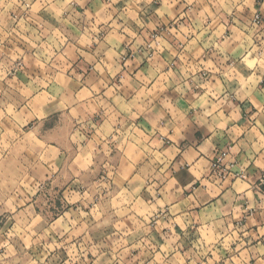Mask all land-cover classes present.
Returning <instances> with one entry per match:
<instances>
[{
	"label": "crops",
	"instance_id": "crops-1",
	"mask_svg": "<svg viewBox=\"0 0 264 264\" xmlns=\"http://www.w3.org/2000/svg\"><path fill=\"white\" fill-rule=\"evenodd\" d=\"M36 2L37 0H32V4ZM52 2L56 3L57 0H52ZM59 2L63 3L64 0H59ZM181 2L183 3V0ZM208 2L209 0H204V3ZM3 4H11L12 7L5 9L2 7ZM161 6L162 0H153L151 5L141 4L143 11L137 14L147 25L154 19L155 9ZM203 6L193 0L192 4L183 8V11L188 12V9L192 8L194 13L198 14L203 10ZM19 8H24L19 0H0V56L3 53L10 54L16 51L14 32L19 26L21 30L24 28L36 34L41 33L47 37L46 41L54 42V51L63 49L66 55L62 57L61 64L54 65V69H51L48 75L42 71L40 66L32 68L26 59V69L12 74L9 68L10 61H7L8 55L1 59L0 112L6 110L5 105L14 106L16 118L0 119V144L16 143L15 134L21 119L31 116L28 123L24 125L27 131L39 122V115L42 112H53L50 119L55 121V124L48 132V137L52 142L45 147L50 154L55 156L56 141L59 140L62 145L61 154L56 157L55 165L57 174L63 173L57 185L58 190L70 197L78 194L81 203V206H78L79 204L67 205L65 213L69 215L66 218H64V213L61 215L63 219L41 220L37 223L48 235L54 233L55 245L67 249L66 255L60 259L61 264H107L113 256L116 259L112 261V264H193V261L196 264H207L208 260H212V253L209 252L206 257L201 256L199 249L195 246L201 238L196 229L205 227L206 222L202 224L199 219H193L192 224L186 230L187 235H184L178 224L171 229L159 227L154 218L149 220L148 235L144 234L142 228L137 230L139 222L143 220L141 213L147 215L148 203L151 200L141 178L150 170L153 157L160 154L156 147L158 133L152 136H149V133L154 129L163 128L174 117H181V114L176 112V107L187 109L189 104L196 102L195 97H192L190 93H185L182 97L173 93L177 85L168 73L169 71L178 72L182 65L192 66L199 64L200 61L195 60L191 53L187 61H179L176 57L170 59L166 51L157 53L156 49L150 50L146 46L154 39V33L161 35L168 27H178V25H161L155 32H152L141 28L133 19H128L125 24L120 17L137 11L132 0H87L83 8L77 3H72L62 15L63 20L69 21L67 24L58 22L51 12L41 10L33 14L31 8L28 9L30 11L27 10L28 15L17 18L14 13ZM101 8H104V11H101ZM178 10H180V4L173 9L177 12ZM76 12L80 15L75 16ZM85 12L90 13V16L86 17ZM27 18L38 23L39 28L35 23L32 25L30 21L25 22ZM195 19V15H192V20L185 16L180 23L191 25ZM105 20L107 22H104ZM208 23H211V20ZM93 28L96 31H93ZM124 28L136 33V37L144 39L145 43L138 48L135 47L136 39L129 36ZM210 35H212L211 31L204 35L203 40H207ZM229 35L231 33L226 31L225 36ZM119 37H123V40L114 50L117 53L123 51L125 55L118 61L121 71L113 76L110 73L117 66V62L115 58L108 60L105 53L113 50V45ZM194 39H196L195 35H189L187 43ZM173 46H176V42H173ZM196 47L202 48L203 44L198 42ZM195 50L194 48L193 51ZM82 53L87 54V58ZM26 57L27 55L24 56ZM209 58H211V50L205 49V63ZM129 60L139 61V63L134 62L129 68L126 66V61ZM97 64L105 69L103 74L94 71ZM196 75L208 80L212 74L202 70ZM122 78L127 83L122 84ZM215 83L216 81L213 80L208 86L211 87ZM168 84H171V87L162 91ZM232 87L236 85L233 84ZM261 87H264V83ZM195 91L201 95L205 94L203 89H195ZM176 95L178 103L175 99ZM233 103L239 104L237 101ZM166 104L172 107L165 108ZM239 107L242 118L237 122L238 125L244 124L249 118L247 109L252 105L245 101ZM255 111L256 109L253 108L252 114ZM161 112L166 113L164 120L159 118ZM198 113V107L189 110L186 132H191L196 127L195 118H198ZM228 115V111L223 113L224 117ZM179 123L181 126L185 124L182 117ZM202 135L203 130L196 131L195 139L200 141ZM191 140L192 136L189 134V139L182 141L181 147H187ZM215 143L219 153L231 141L225 135ZM18 147L24 157L37 155V145L31 141L22 142ZM149 148L152 149L151 152L147 151ZM90 155L93 157V165L89 171H83L79 166L86 165ZM185 155L191 158V152H186ZM256 172L258 169L254 165H249L248 180H251ZM44 177L46 187L52 188L51 180L56 177H49L47 172L44 173ZM176 178L182 183L189 179L186 170L177 173ZM232 183H235V180ZM60 184L63 186L61 187ZM138 185H140V191L135 193L133 189ZM256 187L264 191V186H261L258 180ZM198 188H200L199 183L194 185V189ZM190 194L185 192L184 196L187 197ZM220 199V196L213 197L211 200L205 198L206 202H201L194 210L185 209V211H194L200 215L210 211ZM34 201L36 204L35 199ZM28 203L29 201L16 210L21 220H24L26 211L34 204L30 202L28 205ZM172 203L176 205L180 201L177 198L173 199ZM221 203L227 204V201H221ZM239 203L247 208L246 202ZM77 209L86 215L83 217L79 214L73 215L72 213H76ZM5 212L7 211L0 212V244L6 242L15 251L14 256H8L5 255L7 248L0 247V257H4L8 263L12 257H15L11 260L13 262L16 257L17 260L24 257L22 251H24L25 240V237L21 239L19 235L10 237L9 229H16L17 226L24 227L26 224L20 219H17L20 222L17 223L16 215L13 213L15 220L4 222L1 215ZM262 214L264 210L258 212L252 209L244 213L241 220L233 221V227H244L248 223L249 216L257 220L256 225L245 229L257 234L255 239L252 236L243 237L245 248L249 249L246 256L240 255V252H244L245 249H241L240 252L236 251V243L230 245L231 252L217 244L216 248L220 250L221 259L214 264H224L225 260H230V264H257V256L264 259V252L256 251L264 248V235L260 234L261 228H264V224L260 223ZM75 216L78 218H74ZM229 217H231V212H229ZM105 220H111V223L103 228L95 227ZM56 221L60 223L57 224ZM164 223L166 224L167 221ZM53 226H55L54 232L49 231ZM221 231L217 229V232ZM172 232L179 234L181 238L175 244L170 245L174 251L162 252L161 246L165 245V239L162 237H169ZM125 233L132 234L125 235ZM237 235L243 236L242 233H237ZM86 236L90 237V241L85 238ZM46 237L51 238L52 236ZM42 241L35 243L36 249L33 251H45L37 248L38 245H43ZM133 245L137 246L133 247ZM153 245L156 246L155 251H153ZM97 248L96 255L93 251H89V249ZM57 257L59 258V255Z\"/></svg>",
	"mask_w": 264,
	"mask_h": 264
},
{
	"label": "clouds",
	"instance_id": "clouds-1",
	"mask_svg": "<svg viewBox=\"0 0 264 264\" xmlns=\"http://www.w3.org/2000/svg\"><path fill=\"white\" fill-rule=\"evenodd\" d=\"M132 2L137 11L120 17L125 21V24L128 19H133L141 28L152 32H155L161 25H178V27H168L165 33L157 35L146 45L148 49H156L157 53L166 51L170 59L176 57L179 61H187L189 53H191L195 60L200 61L199 64L192 66L182 65L178 72L169 71L168 73V76L177 85L173 93L179 94L181 97L185 93H190L192 97H195L196 102L189 104L187 109L176 107V112L180 113L185 121L183 126L179 123L181 117H174L163 128L154 129L149 133V136L158 133L156 147L160 154L153 157L150 170L141 178L151 200L148 203L147 215L141 213L143 220L139 222L137 230L142 228L144 234L148 235L150 232L149 220L154 218L159 227L171 229L178 224L184 235H187L186 230L192 224L193 219H199L202 224L206 222V226L196 229L201 238L195 246L199 249L201 256L206 257L209 252L212 253V260H208L207 264H214L221 259L220 250L216 248L217 244L231 252L230 245L236 243V251L240 252L241 249H245L244 252H240V255L246 256L249 249L245 248L243 237L252 236L255 239L257 234L245 229L256 225L257 220L249 216L248 223L244 227H233V221L241 220L244 213L249 210L256 209L258 212L264 210V191L258 190L256 187L257 180L261 186H264V87H261V84L264 83V0H209L208 3H204V0H196L197 3L204 5L203 10L198 14L194 13L192 8H189L188 12L183 11V8L192 4L193 0H183V3L181 0H162V6L155 9L154 19L147 25L137 13L143 11L140 7L141 4L151 5L153 0H132ZM72 3H77L83 8L87 0H64L63 3H60L59 0L56 3H53L52 0H37L35 4H32V0H28L24 7H30L33 14L41 10L51 12L58 22L67 24L69 21L63 20L62 15L71 7ZM177 4H180L178 12L173 11ZM2 7L8 9L12 5L3 4ZM101 11H104V8H101ZM73 12H75L74 9ZM79 15L80 13H75V16ZM192 15H195L196 19L192 21L191 25L180 23V20L185 16L192 20ZM85 16H90V13L85 12ZM209 20L211 23H208ZM118 27H122V25H118ZM93 31L96 29L93 28ZM124 31L136 39L135 47L138 48L145 43L144 39L137 38L136 33L130 29L124 28ZM209 31L212 35L208 36L207 40H203L204 35ZM226 31L231 35L225 36ZM189 35H195L196 39L187 43ZM122 40L123 37H119L116 44L113 45V50L105 53L108 60L111 61L115 58L117 62V66L110 73L113 76L121 71L118 61L125 53L123 51L117 53L114 49L119 46ZM173 42H176L175 47ZM198 42L203 44L202 48L196 47ZM33 46L35 47V45ZM194 48L195 51H193ZM205 49L211 50V58L207 59L206 63L204 60ZM82 54L87 58V54ZM12 59L15 60L16 57L13 56ZM134 62L139 63V61L129 60L126 61V66L131 68ZM104 70L100 64L95 65L94 71L103 74ZM202 70L212 74L208 80L196 75ZM213 80L216 83L209 87L208 85ZM123 83H127V81L122 78ZM233 84L236 87L233 88ZM168 87H171V84L166 85L162 91ZM195 89H203L205 94L201 95ZM229 89L231 90L229 91ZM97 90L99 89L97 88ZM175 99L178 103L177 95ZM233 101H237L239 104H234ZM245 101L252 105L247 109L249 118L244 124L238 125L237 122L242 118L239 105ZM164 107L171 108L172 106L166 104ZM197 107L199 113L198 118H195L196 127L191 132H186L188 112ZM5 108V111L0 112V119H15L14 106L5 105ZM253 108L256 109L254 114H252ZM225 111L229 112L227 117L223 116ZM52 115V111L42 112L39 115V122L27 131H25L24 125L28 123L31 116L21 119L15 134L16 143L0 144V206H2L0 212L7 211L19 215L16 211L17 208L36 197L38 192L42 194L47 192V195L52 198L58 196L55 187L59 184L63 173L57 174L55 165L56 157L61 154L60 147L62 145L59 140L56 141L55 156L50 154L45 147L52 142L48 137V132L53 129L55 124V121L50 119ZM165 115L166 113L161 112L159 118L164 120ZM199 130H203V135L201 140L197 141L195 132ZM189 134L192 136L191 143L182 148L181 142L187 141ZM225 135L231 143L218 153L215 141ZM28 141L37 145V155L22 156L18 145ZM147 151L151 152L152 149L149 148ZM186 152H191V158L185 155ZM241 153L246 154L242 155ZM92 165L93 157L90 155L87 164L79 167L83 171H89ZM217 165L220 166V170H216ZM249 165H254L258 169L251 180L247 178ZM182 170H186L189 178L184 183L176 178V174ZM45 172L49 173V177H56L51 180L53 186L51 191L46 189ZM233 180L235 183H232ZM197 183L200 188L194 189V185ZM161 185L163 187H160ZM60 186L63 185L60 184ZM158 189L159 191H157ZM133 191L139 193L140 185ZM185 192L191 194L185 197ZM216 196H220L221 199L216 201L210 211L200 215L194 211H185V209L194 210L201 202H206L205 198L211 200ZM177 198L180 203L173 205V199ZM221 201H227V204H222ZM241 201L247 203V208L242 207L239 203ZM68 203H75V200L68 201ZM84 206L87 207V205ZM229 212H231V217H229ZM72 214H79L81 217L86 215L80 209ZM68 215L69 213H65L64 218ZM164 221L167 223L165 224ZM56 223L59 224L60 221H56ZM109 223L111 220H105L95 227L103 228ZM260 223L264 224V214H262ZM217 229L222 231L217 232ZM54 230L55 226L49 229V231ZM237 233H242L243 236H239ZM131 234L125 233V235ZM260 234L264 235V228H261ZM16 235H19L16 230L9 233L10 237ZM85 238L90 241V237L86 236ZM162 238L165 239V245L161 246V251L166 253L174 251L170 245L175 244L181 237L172 232L169 237ZM21 239H24V236H21ZM136 246L133 245V247ZM0 247L7 248L5 255H15L11 245L6 242L0 244ZM152 247L155 251L156 246ZM89 251H93V254L96 255L98 248L89 249ZM256 251L264 252V248ZM97 259L99 260L100 257L98 256ZM115 259L116 257L113 256L112 260L107 261V264H112ZM256 260L257 264H264V259L259 256L256 257ZM0 264H6L4 257H0ZM32 264H36V262L33 261ZM193 264L196 262L193 261ZM224 264H230V260H225Z\"/></svg>",
	"mask_w": 264,
	"mask_h": 264
},
{
	"label": "rangeland",
	"instance_id": "rangeland-1",
	"mask_svg": "<svg viewBox=\"0 0 264 264\" xmlns=\"http://www.w3.org/2000/svg\"><path fill=\"white\" fill-rule=\"evenodd\" d=\"M19 1H21V5H26L28 3V0ZM29 8L30 7L19 8L20 11L16 10V13L14 14L17 18L23 17L25 14L28 15L27 10ZM24 21L29 22L30 18H27ZM30 23L34 25L33 23L35 22L30 21ZM35 24L39 28L40 25L38 23ZM20 27L21 26H19L17 28V31L14 32V43H16L17 48L16 51H13V53L10 54L3 53V55L0 56V61L4 56L8 55L7 61H10L9 68L11 70V73L15 74L19 70L22 71L24 70V68L26 69V59V62L29 63L32 68L34 66H40L42 71L46 72V74L48 75V73H51L50 70L54 69V65L57 66L61 64L60 62L63 59L62 57H65L66 53L63 51V49H57V51H54V42L49 40L46 41L47 37H44L41 33L36 34L34 32H30L29 30H25L24 28L21 30ZM33 45H35V47ZM25 55H27L26 58H24ZM13 56L16 57L15 60L12 59ZM80 169L82 168L80 167ZM58 188L59 186L55 187V191L58 193V196L55 198L48 196L47 192H44L43 194L40 192L37 194L36 197H33V200H29L28 205L30 204V202H33L34 204H32L30 208H28V210L26 211V216L24 217V220L20 219L21 216H15L17 223H20L19 221H17V219H20L22 222L25 221L24 223L26 224L24 227L17 226L16 229H9L11 232L13 230H16L19 233V236L25 237L23 244L24 251H22L24 257L20 260H17L16 257V260L14 262L11 260H13V258L15 257H12L10 258L11 260L8 263L6 261V264H32L33 261H35L36 264H61L60 259H62L63 255H66L67 249L62 246L60 247L55 245L54 233L48 235L47 232H45L44 228H40L37 224L41 220L48 221L57 218L63 219L61 215H64L67 209V205L75 206L76 204H79L78 206H81L78 194L70 197L67 194H63L62 191L58 190ZM46 189L48 191H51L53 187H46ZM34 199L36 200V204H38V206H36ZM71 200H75V203H68V201ZM34 209H37V211H34ZM1 217H3L2 219H4V222H10L12 220H15L13 214L9 212L3 213ZM74 218L78 217L75 216ZM50 235L52 236L51 238L46 237ZM37 241H42V244L44 245H38L37 248H42L45 251H33L34 249H36L35 243ZM25 251H27V253H25ZM58 252L59 254H57ZM58 255L59 258L57 257Z\"/></svg>",
	"mask_w": 264,
	"mask_h": 264
},
{
	"label": "built area",
	"instance_id": "built-area-1",
	"mask_svg": "<svg viewBox=\"0 0 264 264\" xmlns=\"http://www.w3.org/2000/svg\"><path fill=\"white\" fill-rule=\"evenodd\" d=\"M157 35H158L157 33H154L153 37L155 38ZM216 170H220V166L219 165H217V169Z\"/></svg>",
	"mask_w": 264,
	"mask_h": 264
}]
</instances>
